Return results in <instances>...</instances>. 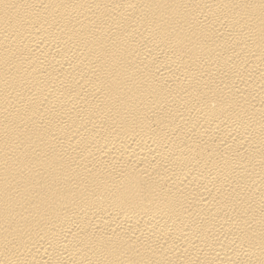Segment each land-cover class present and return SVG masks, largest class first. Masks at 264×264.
<instances>
[{"label":"bare ground","instance_id":"1","mask_svg":"<svg viewBox=\"0 0 264 264\" xmlns=\"http://www.w3.org/2000/svg\"><path fill=\"white\" fill-rule=\"evenodd\" d=\"M0 264H264V0H0Z\"/></svg>","mask_w":264,"mask_h":264}]
</instances>
